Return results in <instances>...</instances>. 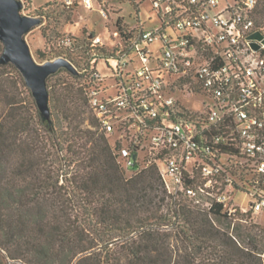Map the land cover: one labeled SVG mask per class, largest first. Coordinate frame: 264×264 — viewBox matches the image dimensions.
<instances>
[{"label":"trees","instance_id":"trees-1","mask_svg":"<svg viewBox=\"0 0 264 264\" xmlns=\"http://www.w3.org/2000/svg\"><path fill=\"white\" fill-rule=\"evenodd\" d=\"M19 1L24 12L28 0ZM133 26L117 18L115 45L92 47L83 34L54 39L53 59L79 71H61L77 89L48 85L61 72L47 81L65 130L43 123L30 92L27 102L17 82L0 76V250L19 264H264V237L243 242L219 225L233 220L221 206L170 196L155 166L131 175L118 160L120 145L101 130L88 102L90 75L104 60L116 72L120 48L130 55ZM66 36L72 48L61 45ZM85 107L93 129L81 128Z\"/></svg>","mask_w":264,"mask_h":264},{"label":"built area","instance_id":"built-area-1","mask_svg":"<svg viewBox=\"0 0 264 264\" xmlns=\"http://www.w3.org/2000/svg\"><path fill=\"white\" fill-rule=\"evenodd\" d=\"M152 5L160 28L146 30L138 9L130 55L120 48L110 78L98 65L90 75L87 97L101 130L120 145L118 160L131 175L157 167L170 196L221 206L229 217L264 213V0ZM154 41L162 43L156 56ZM196 96L201 110L190 107Z\"/></svg>","mask_w":264,"mask_h":264},{"label":"rangeland","instance_id":"rangeland-1","mask_svg":"<svg viewBox=\"0 0 264 264\" xmlns=\"http://www.w3.org/2000/svg\"><path fill=\"white\" fill-rule=\"evenodd\" d=\"M90 1L92 3L91 8L85 6L84 0H78V4L71 9L66 8L62 0L27 1L26 8L24 12H22L23 15L26 13V16H28L27 14H30L29 16L38 14L43 16L39 17L42 19V24L33 29L26 36L33 57L38 64L53 61V58L58 55L57 48L54 45V39L62 34H69L71 36H81L82 34L83 36H89L90 34H95L96 36L101 37L105 43L115 45L117 42V33L114 28L116 20L117 18H122V24L128 25L130 23L131 25H135L136 14L133 8L136 10L140 9L139 18L145 22L146 30L160 28L157 13L153 9L152 0ZM102 11L106 16H104ZM43 35H45V37ZM161 47L162 43L160 41H154L148 46L155 56L158 55ZM111 63L114 65L115 61L112 60ZM97 69L103 78H110L112 73L108 69L105 60L99 63ZM19 75V71L12 65L5 66L0 70L1 77L17 82L15 85L19 87L20 91H23L24 97H26V101L28 102L32 95L28 88L24 89L23 86L19 84V82H21ZM108 80L111 82L110 79ZM62 82L77 89L76 81L63 72L59 73L50 83L48 82V85L54 86V84H56L58 86V84L60 85ZM11 86H13L12 83ZM27 90L30 92V96ZM190 102V107L194 110L203 109L201 97H192ZM49 106L51 110V118L56 128L59 130H65L67 122L61 118V114L56 110L51 95ZM84 110V121L82 122L81 128L83 130L93 129L90 125L93 114L87 107H85ZM111 141L114 143V138H112ZM239 199L241 206L247 207L249 205V198L247 196H241ZM232 218V221H220L219 225L229 230V232L239 240H243V242L247 243L251 239L261 240L264 237V213L255 216L247 214L239 217L237 215ZM17 262L21 261L12 258L10 259V257L8 258V256L0 250V264H19Z\"/></svg>","mask_w":264,"mask_h":264},{"label":"water","instance_id":"water-1","mask_svg":"<svg viewBox=\"0 0 264 264\" xmlns=\"http://www.w3.org/2000/svg\"><path fill=\"white\" fill-rule=\"evenodd\" d=\"M23 9L24 3L19 0H0V42L3 45L0 67L11 64L19 71L36 103L41 121L51 126L47 81L62 70L73 75L78 71L62 58L44 64L36 62L26 36L42 24V19L23 15Z\"/></svg>","mask_w":264,"mask_h":264}]
</instances>
